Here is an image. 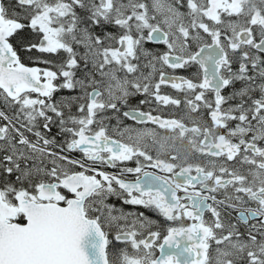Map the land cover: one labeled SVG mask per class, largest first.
I'll list each match as a JSON object with an SVG mask.
<instances>
[{
    "label": "snow or ice",
    "instance_id": "snow-or-ice-1",
    "mask_svg": "<svg viewBox=\"0 0 264 264\" xmlns=\"http://www.w3.org/2000/svg\"><path fill=\"white\" fill-rule=\"evenodd\" d=\"M0 101V264H264V0H0Z\"/></svg>",
    "mask_w": 264,
    "mask_h": 264
},
{
    "label": "flooded vegetation",
    "instance_id": "flooded-vegetation-1",
    "mask_svg": "<svg viewBox=\"0 0 264 264\" xmlns=\"http://www.w3.org/2000/svg\"><path fill=\"white\" fill-rule=\"evenodd\" d=\"M22 55V60L23 62L28 65V66H39V67H44L43 64L38 63L37 61V57H39L41 54L33 51L32 53H27V52H21ZM62 55V54H61ZM176 74H180V75H185V76H189L191 75L190 72H184V71H178ZM162 93H166L172 96H176L179 97L181 99H183V94L182 93H178L176 90L172 89L170 86H163L161 89ZM0 106H2V101H0ZM152 108H155L156 105L153 104L151 105ZM145 110H148L149 106L146 105L144 106ZM185 113V109L183 107V105L180 108H175L173 106H168V107H163L161 106L159 108L158 111L154 112L153 114H160L163 115L164 117H175V118H180L184 115ZM124 123L130 127H132L133 129L136 130H141L144 129L145 127L147 128H155L161 136H166L168 135V133H165L162 129H159L156 125L153 124H147V125H143V124H137L131 120H125ZM112 124H115V121H112ZM152 154L155 155V149L152 150ZM75 155H79V153H76ZM127 166H135V164L133 162H128ZM105 170L107 171H115V169H111V168H106ZM147 171H154L151 168H147ZM127 179L133 180L135 179L134 175H129L126 177ZM114 199V198H113ZM132 206H126V210H131ZM137 210L139 211H144L145 215L149 216L151 219L158 221L160 224H164V220L161 216H159L157 213L150 211V210H145L143 208H138ZM111 239V237H110ZM126 245L123 243H119V242H113V245L110 246V253L112 255V257L115 259L119 256L120 254V250L125 248ZM128 248V252L129 254H133L134 250H132L130 248V246H127ZM156 255H159V250L156 251ZM117 264H119V261L117 260Z\"/></svg>",
    "mask_w": 264,
    "mask_h": 264
}]
</instances>
